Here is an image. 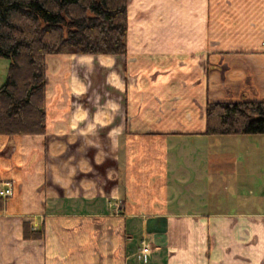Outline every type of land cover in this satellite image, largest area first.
I'll use <instances>...</instances> for the list:
<instances>
[{"label": "crops", "instance_id": "0c3cea01", "mask_svg": "<svg viewBox=\"0 0 264 264\" xmlns=\"http://www.w3.org/2000/svg\"><path fill=\"white\" fill-rule=\"evenodd\" d=\"M127 15L125 54L46 56L45 133L0 135V264H264V134L205 133L208 102L264 99V0Z\"/></svg>", "mask_w": 264, "mask_h": 264}, {"label": "trees", "instance_id": "16d2710c", "mask_svg": "<svg viewBox=\"0 0 264 264\" xmlns=\"http://www.w3.org/2000/svg\"><path fill=\"white\" fill-rule=\"evenodd\" d=\"M129 0H0V57L10 60L0 85V135L47 131L46 56L51 53L125 54ZM210 135L264 134V99L210 101ZM27 238L44 228L25 223Z\"/></svg>", "mask_w": 264, "mask_h": 264}, {"label": "built area", "instance_id": "2783aa9c", "mask_svg": "<svg viewBox=\"0 0 264 264\" xmlns=\"http://www.w3.org/2000/svg\"><path fill=\"white\" fill-rule=\"evenodd\" d=\"M263 50H264V41L262 44ZM13 194V184L11 180H5L0 185V196L2 198H7ZM152 248L151 242L148 241L146 238H143L141 240L140 245V251H139V258H142L143 256L150 253Z\"/></svg>", "mask_w": 264, "mask_h": 264}, {"label": "rangeland", "instance_id": "374dc122", "mask_svg": "<svg viewBox=\"0 0 264 264\" xmlns=\"http://www.w3.org/2000/svg\"><path fill=\"white\" fill-rule=\"evenodd\" d=\"M9 63V59L8 58H5V57H0V85L3 83L2 82V79H3V81L6 79V75H7V71H6V69L8 70V66H7V64ZM7 66V67H6ZM4 76H5V78H4ZM3 77V78H2ZM255 180V179H254ZM254 180H253V182H254ZM255 182H256V180H255ZM258 181H257V183H253L254 185H255V187L253 186V188H252V190L253 191H255V189H256V186L258 185ZM258 195H259V191H258V189H256V195H255V197H258ZM196 198V197H195ZM214 200L215 199H217L216 197H214L213 198ZM220 199V198H219Z\"/></svg>", "mask_w": 264, "mask_h": 264}]
</instances>
